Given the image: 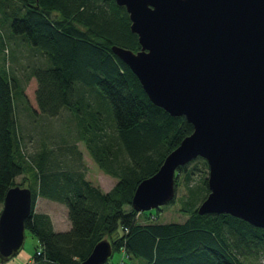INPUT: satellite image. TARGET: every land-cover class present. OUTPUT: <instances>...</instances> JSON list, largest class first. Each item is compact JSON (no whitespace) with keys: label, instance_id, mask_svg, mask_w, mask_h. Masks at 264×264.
<instances>
[{"label":"trees","instance_id":"16d2710c","mask_svg":"<svg viewBox=\"0 0 264 264\" xmlns=\"http://www.w3.org/2000/svg\"><path fill=\"white\" fill-rule=\"evenodd\" d=\"M18 8L17 15L3 19L14 35H24L48 56L47 64L34 70L39 110L58 116L68 109L95 161L117 178L104 190L80 167H65V157L53 160L55 145L49 141L28 160L15 112L23 86L13 69L0 64V211L7 190L23 186L31 173L32 209L25 227L38 245L30 264H80L104 237L113 251L124 248L131 264H264L263 227L230 213L197 211L209 191L207 175L203 171L192 184L195 166L189 163L175 172L176 187L180 172L187 186L184 221L161 222L150 216L153 212L132 206L138 183L156 172L193 124L155 104L130 66L112 51L113 44L140 48L126 7L116 0H22ZM67 147V153L82 156L75 144ZM27 173V180L18 183L16 177ZM38 195L67 206L69 229L55 230L50 215L35 210ZM119 224L124 233L112 239ZM5 260L0 255V264Z\"/></svg>","mask_w":264,"mask_h":264},{"label":"water","instance_id":"95a60500","mask_svg":"<svg viewBox=\"0 0 264 264\" xmlns=\"http://www.w3.org/2000/svg\"><path fill=\"white\" fill-rule=\"evenodd\" d=\"M124 5L140 48L112 51L139 78L150 99L184 115L193 131L142 179L137 211L176 196L178 166L203 157L209 191L199 213H230L264 228V0H116ZM32 189L16 184L0 211V255L23 245ZM104 237L80 264H105Z\"/></svg>","mask_w":264,"mask_h":264},{"label":"rangeland","instance_id":"374dc122","mask_svg":"<svg viewBox=\"0 0 264 264\" xmlns=\"http://www.w3.org/2000/svg\"><path fill=\"white\" fill-rule=\"evenodd\" d=\"M21 2L22 0H0V13L5 14L4 19L10 18L12 15H17L16 13L19 10L18 6ZM14 11H16V13ZM9 25L10 24L7 25V23L4 24L0 20V26L11 32L13 40L10 44V70L11 72L14 71L15 75L18 76L24 90V95L15 98V112L18 118V124L22 130L21 137L23 141V151L26 158L28 160L33 159V156L40 152L44 142L49 141L51 144L53 143V145H55L52 147L54 152L50 154L53 160H58L61 156L65 157V163L63 164L65 167H80V169L84 171L85 176L91 179L94 183L101 185L104 189H111L116 183L117 178L105 172L95 161L85 140L80 137L77 126L78 124L76 119L71 115L70 111L68 109H64L60 115L50 116L44 115L38 109L36 100V89L38 83L36 76L34 75V70L36 67L46 65L48 56L43 55L37 47L26 40L24 35H14ZM2 55L5 57L3 53ZM45 58L46 62L44 63ZM89 96H92L90 92ZM107 104L109 105V101H107ZM69 144H75L77 153L79 151L82 156L79 157L77 154H72L70 151L67 153V146ZM65 154L66 156H64ZM121 157L125 158L122 154ZM188 167L195 168L192 184H197L200 181V176L203 171H205L206 175H208L209 167L204 164L200 157L190 161ZM180 173L179 185L176 187L175 203L163 204L160 206V209L151 208L146 210L154 212L156 215L158 214V221H184L188 217V214H185L184 211L181 210V205L183 206L182 200L187 195V186L184 175L182 172ZM27 176H29V173L20 174L16 177V180L18 183H21L23 180H27ZM31 183L34 184V176L30 173L28 181H26L23 186L29 187ZM186 208L190 209V206L187 205ZM35 210L52 213L58 228L69 229L67 226L70 219L67 215V206L63 202L51 200L38 195ZM146 218L147 217L145 215H140L139 217V219L143 220ZM123 233L124 229L122 225L119 224L117 229L112 233L111 238L116 239ZM37 245L38 240L36 236L29 229H26L23 245L16 253L9 257L6 262L9 264L23 263L28 258L33 257V253ZM121 256V251L116 249L109 257L108 262H116L117 264V261L121 258ZM127 260V264H131V259L127 258ZM136 264H142V261L138 260Z\"/></svg>","mask_w":264,"mask_h":264},{"label":"crops","instance_id":"0c3cea01","mask_svg":"<svg viewBox=\"0 0 264 264\" xmlns=\"http://www.w3.org/2000/svg\"><path fill=\"white\" fill-rule=\"evenodd\" d=\"M2 18V19H1ZM4 18V15H1L0 14V20L4 23V24H6L7 23V25L9 24V22L8 21H6V20H4L3 19ZM9 27H10V25H9ZM3 28V27H2ZM8 28V27H7ZM4 29V31H5V35L4 36H2L1 34H0V48H1V46L6 42L8 45H9V47H10V50H11V42H13V40H12V36H11V32L9 31V30H6V28H3ZM0 64H2L3 65V57H2V54H1V51H0ZM103 188V187H102ZM104 189V188H103ZM104 190H109V189H104ZM52 200V199H51ZM68 210V209H67ZM49 215H50V218H51V221H52V224H53V227H54V229L55 230H67L66 228H58V226L56 225V223H55V221H54V217H53V215H52V213H48ZM68 215V214H67ZM69 220V219H68ZM69 222V224H70V226H69V224H68V226L67 227H71V221L69 220L68 221ZM121 254L123 255V252L121 251ZM121 258H122V256H121ZM120 258V259H121ZM30 258H28L26 261H24L23 263H21V264H24V263H26L28 260H29ZM120 259H118V261L120 260ZM117 261V262H118ZM137 262H138V260H137ZM110 264H116V262H111Z\"/></svg>","mask_w":264,"mask_h":264},{"label":"built area","instance_id":"2783aa9c","mask_svg":"<svg viewBox=\"0 0 264 264\" xmlns=\"http://www.w3.org/2000/svg\"><path fill=\"white\" fill-rule=\"evenodd\" d=\"M6 50V52L8 51L7 49H5ZM39 253H40V251H39Z\"/></svg>","mask_w":264,"mask_h":264}]
</instances>
